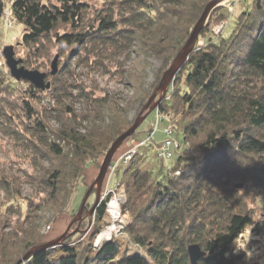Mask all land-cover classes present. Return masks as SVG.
I'll return each mask as SVG.
<instances>
[{"label": "trees", "instance_id": "16d2710c", "mask_svg": "<svg viewBox=\"0 0 264 264\" xmlns=\"http://www.w3.org/2000/svg\"><path fill=\"white\" fill-rule=\"evenodd\" d=\"M106 1L111 4L91 19L85 0H12L9 5L0 0V21L8 10L11 22L24 27L22 44L35 56H43L42 47L53 41L76 50L80 57L112 47L136 54L143 69L148 58L163 60L162 74L213 0ZM199 39L156 110L163 114L174 110L180 116L171 122L181 137L175 167L162 180L152 169L128 168L120 181L131 218L123 233L146 256L130 254L120 237L94 247L106 216L103 202L96 209L88 246L74 240L79 235L68 236L25 264H192L191 245H199L205 253L198 264H260L249 260L239 242L249 231L264 237V220L255 221L249 205L258 193L264 196V0H251L249 11L237 19L228 38L208 37L203 46ZM131 85L135 96L128 104L139 113L152 91L135 82ZM30 90L34 95L42 93L32 85ZM59 91V97L67 93L63 87ZM24 105L32 120L37 113L27 102ZM117 113L110 116L113 123L106 128L76 127L70 109L58 131L41 118L29 123L34 138L30 146L37 157L48 158L56 168L40 183L56 208L70 202L89 162L106 155L134 124ZM59 116L63 118V112ZM240 184L243 188H238ZM25 234L23 241L15 231L0 233V264H16L30 250L46 244L38 233Z\"/></svg>", "mask_w": 264, "mask_h": 264}, {"label": "rangeland", "instance_id": "374dc122", "mask_svg": "<svg viewBox=\"0 0 264 264\" xmlns=\"http://www.w3.org/2000/svg\"><path fill=\"white\" fill-rule=\"evenodd\" d=\"M85 1L91 9L92 13L90 12L89 16L91 19L97 18L98 16L95 15L105 9L106 4H111L106 0ZM11 2L12 0H6L7 5ZM220 6L211 19L209 17L210 25L202 31L200 35L202 40L199 43L204 44V41L212 36L228 38L237 19L241 14L249 11L251 0H227ZM114 10L118 14V10L116 8ZM222 22L225 23L223 29L219 35H215L214 30L221 27ZM64 31L66 29L62 30V33ZM24 33L25 29L21 25L15 22L7 23L6 19L0 21V233L15 231V234H19L18 239L24 241L28 236L25 233L35 232L44 237V243H49L67 232L69 225L80 211L88 190L96 181L106 155L89 162L84 179L73 193L70 202L64 207L56 208L50 201L49 192L44 191L40 184L44 179H49L53 174L52 171L56 168L48 158L41 159L36 156V152L31 147L34 138L28 131L29 123L41 118L52 131H58L64 126L65 114L70 109L74 111L77 118L76 127L85 129L86 127L102 126L106 128L113 123L110 116L113 117L115 112H120L117 114L123 116L122 111L129 106L128 103L133 101L135 94L130 84L135 82L144 86L147 91H152L153 95L165 73L161 74L164 62L155 57L148 58L146 67L143 69L136 54L129 55L125 51H116L112 47L97 48L96 53L88 54V56L83 54L80 57V54L74 53L76 50L72 51V48L58 46L54 41L47 42L42 47L43 56L40 54L35 56L29 52L28 47L22 44ZM9 46L14 47L16 59L23 60V65L27 69L48 74L47 81L52 84L49 91H41V94L34 95L31 93L30 83L17 82L13 79L4 57V49ZM56 58L59 62V71L56 76H51L52 63ZM142 62L144 63V60ZM159 75L160 81L157 83ZM128 79L131 81L129 82ZM61 87L67 93L59 97L62 94L59 91ZM159 98L160 96L156 102ZM25 102L37 113L32 120L28 118ZM127 109H129L127 115H124L122 119H126L130 125L136 121L140 112L132 110L130 106ZM59 112H63V118H60ZM163 115L168 119L157 125V111L153 112L137 133L118 150L111 167L116 162L122 161L124 156L154 133L153 139L147 146L136 150L137 155L134 161L132 160L131 164L123 167L122 171L113 177L111 185L113 189L122 180L123 174L128 168L132 170L152 169L155 177L162 180L167 175L168 169L175 167L181 137L175 132L171 122L180 120V116H176L174 110ZM170 127L174 130L172 158L166 161L162 160V163L154 148L155 145H161L171 139L166 134ZM109 170L102 192L107 189ZM121 185L125 189L123 183ZM239 186L243 188V185ZM259 195V193L255 195L249 202L250 211L255 221L264 220V196ZM95 200L94 192L87 204L89 209L93 207ZM92 223L90 225L89 218L80 224L77 222L68 236L73 238L75 235H79L74 240L83 241L84 246H88L95 229L94 216ZM106 223L107 219L105 218L102 228ZM48 227L50 230L47 231ZM76 231L78 233H75ZM13 236L15 235L13 234ZM119 240L130 254L146 256L142 249L131 243L128 235H123ZM239 247L241 251L247 253L250 261L264 264V237H256L249 231L240 240ZM15 255L13 254L14 257Z\"/></svg>", "mask_w": 264, "mask_h": 264}, {"label": "water", "instance_id": "95a60500", "mask_svg": "<svg viewBox=\"0 0 264 264\" xmlns=\"http://www.w3.org/2000/svg\"><path fill=\"white\" fill-rule=\"evenodd\" d=\"M227 0H213L211 1L206 7L205 10L195 25L190 38L186 42L185 46L180 50L174 61L172 62L171 66L167 71H165L161 82L159 86L156 88L155 92L153 93L152 97L148 101V103L143 107L140 114L138 115V118L132 125L130 129H128L126 132H124L121 136L118 137V139L113 143L109 151L107 152L103 164L100 168V173L96 179V181L92 184L90 189L88 190V193L83 201V205L78 212L76 218L73 220V222L69 225L67 232L59 237L58 239L51 241L49 243H46L42 246L35 247L32 250H30L22 259H20L16 264H25L26 262L30 261L31 258L41 252L45 251L49 248H53L55 246H58L62 242H64L72 227L77 223H81L83 221V215L84 212L87 210V204L91 197V195L95 192L96 200L93 205V207L88 210V217L90 220V225L92 223V218L96 213V209L101 205V194H102V188L105 182V178L107 175V172L109 168L111 167L112 161L117 154L118 150L123 146V144L130 138H132L139 128L143 125V123L147 120V118L157 110L159 104L165 99L168 93V89L172 82L174 81L177 74L180 72V70L184 67L186 64L189 56L194 52L196 44L200 38V35L202 31L204 30L208 19L210 17L211 12L220 6L222 3H224ZM4 57L6 61V65L10 70L11 76L13 79H15L17 82L24 81L27 83H30L36 90L45 92L49 91L52 87L51 82H48V74L42 73L38 70H29L23 65V60L16 59L15 49L13 46L6 47L4 49ZM58 58L54 60L52 63V72L51 76H56L59 69H58ZM160 96L159 100L156 102L157 98ZM238 188H242V186H238ZM75 233H78L76 231ZM188 255L190 257V261L192 264H198V262L205 256V253L203 252L202 248L199 245H191L188 248Z\"/></svg>", "mask_w": 264, "mask_h": 264}, {"label": "built area", "instance_id": "2783aa9c", "mask_svg": "<svg viewBox=\"0 0 264 264\" xmlns=\"http://www.w3.org/2000/svg\"><path fill=\"white\" fill-rule=\"evenodd\" d=\"M5 19L7 23L11 22L10 19V13L7 10L5 13ZM225 25L224 22H222L221 27L214 30L215 35H219L221 29H223V26ZM199 46H203V43H199ZM157 125L160 122H164L168 117H164V115L160 112H157ZM170 120V117H169ZM166 134L171 138L170 140L166 141L165 143H162L161 145H155V153L157 157L163 161H166L170 158H172L171 148L173 146V140L174 137V130L170 127ZM154 133L145 141L140 142L134 150H132L129 154L124 156L122 158V161L116 162V164H113V166L109 170V181L107 185V189L103 190L101 194V204L104 202L106 205V216L107 223L102 229V231L98 234L94 247L96 249L100 248L104 243L110 242L116 238L122 237L124 235V230L128 226V223L130 222V216L128 211L126 210V203H127V197H126V191L124 187L121 185L120 182L117 183L116 187L113 189L111 187L112 185V179L113 177L118 174L119 171H122L121 169L129 164H131L132 160H134L135 156L137 155V149L140 147L147 146L151 140L153 139ZM177 148V142L175 144ZM47 231L50 230V227L46 229Z\"/></svg>", "mask_w": 264, "mask_h": 264}, {"label": "flooded vegetation", "instance_id": "af4514ba", "mask_svg": "<svg viewBox=\"0 0 264 264\" xmlns=\"http://www.w3.org/2000/svg\"><path fill=\"white\" fill-rule=\"evenodd\" d=\"M90 208V207H89ZM87 206V210L84 212V215H83V218H86L88 219L89 217L87 216L88 215V210H90Z\"/></svg>", "mask_w": 264, "mask_h": 264}]
</instances>
